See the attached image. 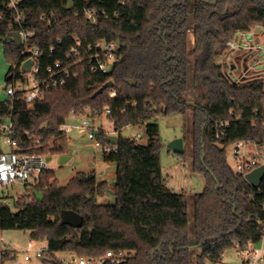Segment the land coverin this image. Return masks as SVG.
Masks as SVG:
<instances>
[{"label": "trees", "instance_id": "16d2710c", "mask_svg": "<svg viewBox=\"0 0 264 264\" xmlns=\"http://www.w3.org/2000/svg\"><path fill=\"white\" fill-rule=\"evenodd\" d=\"M6 3L0 0L7 85L24 74L20 49L8 36L13 28ZM18 8L33 32L29 44L39 51V77L56 62L71 76L30 107L0 100V115L12 111L23 150L51 156L68 154L60 127L69 116L93 120L108 109L117 141L103 133L97 139L109 149L103 160L115 165L114 202L102 201L108 185L93 171H78L60 185L47 169L32 190L41 199L20 200L16 211L0 208V233L19 229L45 240L52 264L58 253L95 257L107 250L127 254L119 264H220L226 249L246 247L264 235V177L251 187L226 161V148L236 141L264 145V87L230 83L218 63L237 31L264 27V0H20ZM84 9L94 11L96 23L85 19ZM43 13L51 14L50 23L40 20ZM99 39L118 43L107 73H93L89 61L75 64L67 56L75 40L83 53ZM108 81L112 87L94 95ZM170 115L182 119L184 151L176 155L185 158L188 141L191 169L205 181L190 197L192 239L188 196L169 188L161 171L158 119ZM226 120L229 126L217 138L216 122ZM126 127L143 128L146 143L123 136ZM64 209L79 213L82 226L62 224Z\"/></svg>", "mask_w": 264, "mask_h": 264}, {"label": "built area", "instance_id": "2783aa9c", "mask_svg": "<svg viewBox=\"0 0 264 264\" xmlns=\"http://www.w3.org/2000/svg\"><path fill=\"white\" fill-rule=\"evenodd\" d=\"M20 0H6L7 9L11 12L8 23L12 32H17L20 36L21 45L19 47L22 55L20 68L24 62L31 60L29 72L31 73V86L27 87L26 77L24 79L13 77V81L7 84L4 89L10 104L16 100H21L27 107L33 105L35 101L42 100L45 93L52 87L62 84L65 78L70 77V70L61 68L56 62L54 67L46 68L44 77H39L40 66L38 64L39 51L31 48L29 42L33 32L24 26L25 15L18 8ZM85 19L90 23H96L94 11L83 10ZM51 14H41L40 20L50 23ZM78 40H75L67 56L75 58V64L82 61L91 63L90 70L93 73H107L113 62L117 58L118 43L116 41H106L99 39L88 45L84 52L78 49ZM53 51V48H50ZM223 76L234 85L250 84L259 82L264 87V27L254 25L248 31H237L233 37L226 42V46L218 58ZM77 77L76 73L72 74ZM114 95V92H111ZM108 109L105 110L107 114ZM74 116V115H73ZM229 121L216 122V137H223ZM264 127V124H263ZM60 129L67 135V132L75 129L85 134L86 138L93 142V145L100 148L102 152L108 153L107 147L101 146L97 139V134L110 135L101 127L95 125L89 117H81L75 125L70 126L65 123ZM139 135L132 137L137 140ZM0 142L8 145L9 151L3 152L0 149V208L15 205L20 200L31 203L33 201L32 190L37 185L40 175L48 169L47 157L37 153H29L23 150L17 138L12 122V111L0 115ZM232 170L235 175L243 178L247 173L264 164V145L258 146L254 143L240 140L231 145ZM21 185L25 194L18 196L15 187ZM13 193L16 196L13 198ZM34 241L29 240L23 253L19 255L9 246L2 245L0 239V264H52L47 256V247H40L33 250ZM241 264H264V235L256 242L249 243L246 247L236 244L234 247ZM127 257L122 251L107 250L99 256H80L75 253L56 254L54 261L57 264H119L120 260Z\"/></svg>", "mask_w": 264, "mask_h": 264}, {"label": "rangeland", "instance_id": "374dc122", "mask_svg": "<svg viewBox=\"0 0 264 264\" xmlns=\"http://www.w3.org/2000/svg\"><path fill=\"white\" fill-rule=\"evenodd\" d=\"M190 44H193V36L189 33ZM8 71V64L6 63L3 54V45L0 43V100H4L7 95L4 87L6 86L5 76ZM25 85L27 87L31 86L30 78L31 73L25 72ZM195 90L192 91L193 94ZM193 96L189 95V100ZM81 120L79 116H69L65 124L73 126ZM95 125L102 127L106 132H111L110 122L104 113L100 118H95ZM159 126V138L162 143L160 148V163L161 171L166 180V185L175 192H185L188 196V216H189V226H190V238H193V224H192V214L193 205L192 199L190 198L193 194L199 193L203 190L205 181L204 177L191 169V158L189 155L190 145L187 141V151L185 158L177 156L173 152H169L167 148V143L182 136V119L179 115H170L158 119ZM187 127V125H186ZM110 130V131H109ZM123 136L133 137L139 135L137 139L138 143H146V136L144 130L141 127H127L122 131ZM68 138V159L60 163V155H51L50 159L47 161V167L52 170L55 174V178L60 185H65L68 180L78 171H93L96 179L100 181H105L108 185L107 191L104 199L106 202H114V180H115V165L110 162L103 160L102 150L93 145V142L88 140L84 133L79 132L75 129L67 132ZM0 149L3 152L9 151L8 145L0 142ZM232 147L231 145L226 148V161L230 167H232L231 159ZM15 190L18 196H23L25 191L21 185H17ZM16 196L13 193V198ZM12 211H16L15 205L11 206ZM0 239L2 245L9 246L11 249L15 250L19 255H21L27 246L30 238L29 231H23L19 229H7L0 233ZM34 246L33 250L40 247H45V240H33ZM62 255L63 253H58ZM207 264H211L207 262ZM220 264H241V261L237 257V252L235 248H228L223 252Z\"/></svg>", "mask_w": 264, "mask_h": 264}, {"label": "water", "instance_id": "95a60500", "mask_svg": "<svg viewBox=\"0 0 264 264\" xmlns=\"http://www.w3.org/2000/svg\"><path fill=\"white\" fill-rule=\"evenodd\" d=\"M16 48H19L21 45V40H20V36L17 32H10L8 35ZM32 64L31 60H27L26 62H24L21 66V70L22 72H29L30 70V66ZM112 87V81H108L105 84H103L95 93L96 94H100L103 92L104 89L106 88H110ZM108 141H110L111 143L115 144L117 141V137L114 134H110L107 136ZM167 148L169 150H171V152L175 153V154H179L182 153L184 151V147H183V139L181 137L176 138L170 142L167 143ZM47 161L50 159V157L48 156ZM68 159V156L66 155H60L59 156V161L60 163L65 162ZM202 160H203V155H202ZM264 177V164L258 166L257 168L253 169L252 171H250L249 173H247L244 177V179L246 180V182L251 186V187H258L261 183V180ZM34 196L36 197V199H41L42 198V193L38 190H34ZM60 222L62 224H67L71 227L74 228H78L80 226H82L83 224V217L75 212L74 210H70V209H64L61 210L60 212Z\"/></svg>", "mask_w": 264, "mask_h": 264}, {"label": "crops", "instance_id": "0c3cea01", "mask_svg": "<svg viewBox=\"0 0 264 264\" xmlns=\"http://www.w3.org/2000/svg\"><path fill=\"white\" fill-rule=\"evenodd\" d=\"M93 121H94V119H93ZM110 125H111V123H110ZM101 128H102V127H101ZM110 128H111V129H110L111 132H109V133H113V134H114V132H113V130H112V125L110 126ZM126 128H127V127H126ZM126 128H124V129H126ZM124 129H123V130H124ZM110 130H109V131H110ZM123 130H122V131H123ZM105 132H106V131H105ZM89 172H90V171H89ZM96 180H97V179H96ZM97 181H98V182H102V181H100V180H97ZM102 201L106 202V200H105L104 198L102 199Z\"/></svg>", "mask_w": 264, "mask_h": 264}]
</instances>
